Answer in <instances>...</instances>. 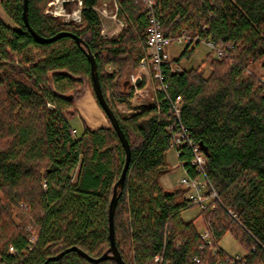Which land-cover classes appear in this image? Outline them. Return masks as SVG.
I'll return each instance as SVG.
<instances>
[{"label":"trees","instance_id":"1","mask_svg":"<svg viewBox=\"0 0 264 264\" xmlns=\"http://www.w3.org/2000/svg\"><path fill=\"white\" fill-rule=\"evenodd\" d=\"M49 1L29 0L31 27L43 37L71 32L82 45L71 36L41 42L25 23L24 0L0 2L15 23L0 14V264H45L73 246L98 258L110 247L109 206L126 150L110 120L95 129L83 121L82 134L73 133L76 100L89 89L97 99L87 46L131 147L114 217L123 260L264 264V82L246 74L251 61L264 56V0H155L153 11L167 37L197 39L194 46L202 40L233 46L211 58L206 76L200 66L181 67L195 50L186 44L172 58L180 69L166 71L168 89L158 94L160 108L141 105L130 116L121 115L114 100H128L135 88L126 89L121 80L135 73L144 56L150 19L144 1L119 0L130 23L115 37L102 34L95 9L99 0H82L79 24L45 13ZM179 96L183 106L177 117L170 107ZM183 127L195 145L207 147V152L201 149L204 174L218 198L196 218L204 219L216 251L201 238L196 218L183 217L200 204L183 196L182 184L168 189L161 182L171 170L167 152L173 135ZM180 150L183 167L191 177L199 176L192 149L183 145ZM226 234L245 255L237 258L219 246ZM46 264L118 263L92 262L70 251Z\"/></svg>","mask_w":264,"mask_h":264},{"label":"rangeland","instance_id":"2","mask_svg":"<svg viewBox=\"0 0 264 264\" xmlns=\"http://www.w3.org/2000/svg\"><path fill=\"white\" fill-rule=\"evenodd\" d=\"M72 1H73L72 4L68 5V7L70 8L71 12L75 11L77 14H74V15L67 14L68 10L62 4L63 0H50L47 3L44 11L45 13L53 16L54 18L59 19L62 22L72 21L75 24H79L81 22V11H82V6H83L82 0H81V3L79 2V0H72ZM105 4L107 5V9L109 12L108 14L113 13L115 9V1L114 0H99L98 6L101 7ZM71 12L70 14H72ZM0 14L8 24L13 25V26L15 25L14 21L2 9L1 4H0ZM78 15H80V20L79 18L77 19ZM100 17L102 21V34L106 37L118 36L124 28H127L129 26L128 24L130 23L129 16L126 13H123L121 11H119L118 13L117 20H114L106 15L104 16L103 14H100ZM185 46H186L185 42H180V43L175 42V41L172 42L168 47V52L171 58L178 57L184 50ZM192 47L195 50L193 51V53L191 54L189 58H183L181 60V64H180L181 67L184 69H189V68H196L200 66L204 74L208 76L212 70L210 67L211 58L217 57L215 50L212 49L208 44L204 42L196 46H194L193 44L191 45L190 49ZM106 69L108 71H114L115 67L112 65H107ZM251 73H254L258 78H260L264 82V56L257 61H251V64L248 67L246 74H251ZM136 74L143 75L145 79L144 84H142L138 88H134L133 94L131 98H129L128 100H125V101L114 100V105L117 111L123 116H130L136 113L138 111L137 108L141 105H154L156 103L157 95L155 92V88H154L155 84L153 80L150 78V76L148 77L144 74V71L140 69V66L137 67V69L135 70V75ZM117 77H118V72H117V75L115 76V79H114L115 81ZM89 90L95 98V95L92 92V90L91 89ZM80 98L76 100L77 110H78L77 101ZM95 101L97 105L99 106L96 98H95ZM99 108L105 115L108 125H109V118L107 114H105V112L102 110L100 106ZM82 121H84V119L81 118L80 115H77L71 118V124L73 126V133L76 136L81 135L83 132L84 125ZM167 162L169 163L171 170L168 173H166V175L170 178L172 183H174V186L172 188H176L179 186V184H182V189L184 190L183 196H185L186 198H192V193H193L192 189L190 187H187L185 184L181 183V178L186 176V174L184 171L183 162L179 159V154L174 148H171L167 152ZM78 170L79 168H76L73 173V177L75 180L78 174ZM162 177H161V182H162ZM204 182H206V180L202 178V183L204 184ZM209 187L210 186L203 187V191L206 192L204 194L205 196H203L204 206H201V204L199 203L200 205L189 208L183 212V217L186 220H191V219L196 218L202 208L206 207L208 203H210L212 200L218 198L216 191L214 189H211V192H210ZM166 188L172 189L170 187H166ZM218 200L221 202L220 198ZM195 223L198 227L200 235L201 233H204V232H208L210 234L211 243H207L201 236V238L207 244H209L210 250H213V249L215 251L218 250V247H215V244L213 242V237L209 229L207 228V225L204 219H202V217L196 218ZM219 246L232 256L241 257L242 255L246 254V252L239 246V244L235 241V239L232 237L231 234H226L220 241ZM217 264H220V263H217Z\"/></svg>","mask_w":264,"mask_h":264},{"label":"built area","instance_id":"3","mask_svg":"<svg viewBox=\"0 0 264 264\" xmlns=\"http://www.w3.org/2000/svg\"><path fill=\"white\" fill-rule=\"evenodd\" d=\"M65 0H63L64 2ZM115 1V9L113 13L108 14V9L107 5H103L99 7L98 5L95 7L96 11L98 14H103L104 16H109L110 18L117 20V16L119 11H121L122 7L121 4H119V0H114ZM146 9L149 11V25L146 30V44H145V49H144V56L140 61V69L144 71V74L146 76H150V78L154 82V88L155 92L157 95L156 98V104L159 106V101H158V94L159 93H165L168 89V84L166 82V71H175L179 70L180 66L176 65L172 62V58L168 52V47L172 42H185V44H195L197 42V39L192 38H187L186 36H179L176 38H171L167 37L163 31L161 30L160 27V22L157 16L155 15L153 9L155 5V0H143ZM62 2V4H63ZM81 3V0H79ZM69 12L67 14L69 15H74L77 14L75 11ZM79 18L80 20V15H78L77 19ZM204 42L208 44L212 49L215 50L216 56L220 57L224 54V52L232 48V44H218L215 45L210 41H201V43ZM142 74H134V80L135 78ZM144 78V77H143ZM140 87V86H139ZM138 88V87H135ZM182 97L179 96L177 100L173 102V104L170 107V112L176 115L177 117H180L181 112H182ZM183 145H188L193 152L191 163L196 167V170L200 172L201 174L197 177H191L188 171L184 168L186 176L181 178V183L185 184L187 187H190L193 191L192 193V198L201 204V206H204V199L203 196L206 192L203 191V187H207L210 185V182L206 179L205 174H204V165L206 163L205 156L203 152L201 151V148L199 145H195L192 139L190 138L189 134L187 133L186 129L183 127L179 131L175 132L173 135V142L171 143V148H174L178 154H181L180 148ZM202 178L206 180L204 184L202 183ZM216 195V194H215ZM202 238L207 242L211 243V236L208 232L201 233ZM31 241H34L35 238L32 237L30 239ZM11 252H14V248H10ZM237 257V256H236ZM159 256L156 257V261L159 260ZM237 258H240L237 257ZM197 261H199L197 259Z\"/></svg>","mask_w":264,"mask_h":264},{"label":"water","instance_id":"4","mask_svg":"<svg viewBox=\"0 0 264 264\" xmlns=\"http://www.w3.org/2000/svg\"><path fill=\"white\" fill-rule=\"evenodd\" d=\"M72 2H73L72 0H65L63 2V5L65 6V8L68 10L67 12H69V13L71 12V10L68 7V5L72 4ZM23 8H24L23 17H24L26 25L32 31L34 36L38 40H40L41 42L49 43V42L55 41V40H57L63 36H71L74 39H76L78 44L82 45V38L78 37L77 35H75L71 32H59L52 37L41 36L30 25L29 18H28L29 0H24ZM86 52H87V56L89 58V61L91 63L92 81H93V86H94V90L96 93V97H97L100 105L102 106V108L106 112V114H107L109 120L111 121L113 127L115 128L116 132L118 133L120 140L123 143V146L126 150V163H125L124 169L122 171L121 177L119 178V180L116 182V184L114 186L113 196H112V199L110 201V206H109V238H110L109 249L102 256H100L98 258H94V257L89 256L83 250L79 249L77 246H73L71 248H68V249L62 251L61 253H59L58 255H56L54 257H50L47 260V262L61 258L67 252L78 251L82 256H84L85 258H87L88 260H90L92 262H100L102 260L113 259L118 264H127L126 261L123 260L121 253L119 252L117 244H116L114 217H115V211H116V207H117L118 199H119V191L124 185L126 173H127L129 162H130L131 147H130V144H129L124 132L122 131V129L120 127V123H119V120H118L116 114L114 113L112 107L110 106V104L108 103V101L104 95V92H103V89H102V86L100 83L98 66H97V61L95 59V56L93 55V53L91 52V50L88 46L86 47ZM134 74H135L134 71H130V72H127L123 76L121 81L124 82L126 89H128L131 86L139 87L142 85L143 77L141 75H138L134 80ZM199 145L203 151L207 152V147L203 143H200Z\"/></svg>","mask_w":264,"mask_h":264},{"label":"crops","instance_id":"5","mask_svg":"<svg viewBox=\"0 0 264 264\" xmlns=\"http://www.w3.org/2000/svg\"><path fill=\"white\" fill-rule=\"evenodd\" d=\"M77 106L79 112L78 115L84 119L88 127L90 126V128L95 129L97 127L108 125L105 115L97 105L90 90L85 91L84 95L77 101ZM162 183L166 187L172 188L174 186V183H172L166 174L162 177Z\"/></svg>","mask_w":264,"mask_h":264}]
</instances>
